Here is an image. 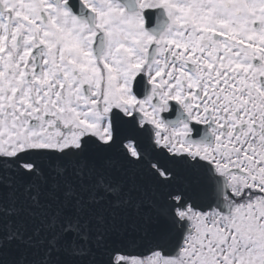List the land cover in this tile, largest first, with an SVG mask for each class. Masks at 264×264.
<instances>
[{
    "label": "snow or ice",
    "instance_id": "snow-or-ice-1",
    "mask_svg": "<svg viewBox=\"0 0 264 264\" xmlns=\"http://www.w3.org/2000/svg\"><path fill=\"white\" fill-rule=\"evenodd\" d=\"M0 264H264V0H0Z\"/></svg>",
    "mask_w": 264,
    "mask_h": 264
}]
</instances>
